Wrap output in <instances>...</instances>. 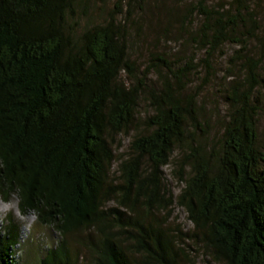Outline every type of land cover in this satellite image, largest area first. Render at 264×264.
<instances>
[{
  "label": "trees",
  "instance_id": "trees-1",
  "mask_svg": "<svg viewBox=\"0 0 264 264\" xmlns=\"http://www.w3.org/2000/svg\"><path fill=\"white\" fill-rule=\"evenodd\" d=\"M83 1L0 0V196L19 188L50 236L21 254L9 215L0 264H264L261 0H196L183 15L192 53L153 48L143 61L124 5L79 30ZM229 43L245 76L228 84V118L211 138L193 84ZM173 159L177 194L164 170ZM173 206L191 228L170 226Z\"/></svg>",
  "mask_w": 264,
  "mask_h": 264
},
{
  "label": "rangeland",
  "instance_id": "rangeland-1",
  "mask_svg": "<svg viewBox=\"0 0 264 264\" xmlns=\"http://www.w3.org/2000/svg\"><path fill=\"white\" fill-rule=\"evenodd\" d=\"M195 2L196 0H137L131 3L130 0H84L82 2V8H78L81 14L79 12L77 13L76 19L79 22L77 27L79 30H82L89 22L102 20L110 12L117 10V5L123 4L125 15L130 18L128 26L132 35L131 42L135 56L143 61L153 48L166 51L175 56H186L191 54L193 50L190 40L186 39L188 35L185 34L186 30L183 26L185 20L183 21V15L186 16L190 5ZM209 2L216 3L219 7L228 4L227 0H210ZM128 11H131L129 15L127 13ZM259 23L264 26V0H261L259 7ZM189 25L191 27V24ZM262 30L264 32V28ZM239 48H241L239 45L232 43L223 46L221 50H217L211 57L213 72L211 70L208 74L207 70L203 69L200 74V80H197V76H193L197 80L193 86L199 87L203 114L205 118L209 119L211 125V138L218 136L223 131L228 118V105L224 100L228 84L234 79L245 76L243 61L233 59L236 49ZM252 50L254 55L257 57L261 56L259 51L255 53V44H252ZM203 52L205 53V50ZM260 74L263 77V81L259 94L261 100L259 130L262 141L264 142V59L260 68ZM145 109L146 106L143 105L141 107L143 115L147 114L144 112ZM130 140L131 136L122 138V145L119 148L118 156H122L124 153L127 154ZM116 165L118 163L115 164L117 171L118 166L116 167ZM175 168L176 162L173 159L164 170L168 187L177 194L183 188L184 183L179 181ZM0 199L3 198L0 196ZM167 218L171 227L182 225L184 230H186L192 226L187 211L180 206H173ZM5 223L0 224V230L4 229ZM47 229L46 226L37 225L34 227L32 233L23 240L21 234L20 243L22 245L18 246L19 252L21 251V254L24 253L25 248L22 249L21 247H23L25 241L30 238H35L36 234L41 239L42 237H50ZM53 236L56 237L54 232ZM80 256L83 259L89 256V253H87L86 248L83 246L81 247ZM203 263L202 257H195V264Z\"/></svg>",
  "mask_w": 264,
  "mask_h": 264
},
{
  "label": "clouds",
  "instance_id": "clouds-1",
  "mask_svg": "<svg viewBox=\"0 0 264 264\" xmlns=\"http://www.w3.org/2000/svg\"><path fill=\"white\" fill-rule=\"evenodd\" d=\"M0 167L3 164L0 163ZM22 198L20 196V189L9 194L8 199H0V224L8 220L9 215L14 216L22 226V240L26 239L33 231L34 227L40 223V214L37 209L29 208L27 210L21 208ZM53 230L57 239L56 244H59L61 234L55 232V224L48 226Z\"/></svg>",
  "mask_w": 264,
  "mask_h": 264
}]
</instances>
